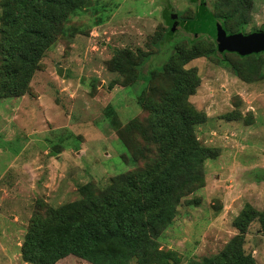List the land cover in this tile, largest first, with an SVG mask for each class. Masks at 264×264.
I'll use <instances>...</instances> for the list:
<instances>
[{"label":"rangeland","instance_id":"obj_1","mask_svg":"<svg viewBox=\"0 0 264 264\" xmlns=\"http://www.w3.org/2000/svg\"><path fill=\"white\" fill-rule=\"evenodd\" d=\"M203 1L216 12V0ZM196 5L195 0H92L67 23L71 35L46 53L31 94L0 98V264H30L21 247L39 208L76 202L81 186L103 188L112 177L142 166L130 161L117 131L146 118L138 96L149 86L142 78L136 87H126L111 63L119 55L131 65L142 53L151 55L143 72L159 68L183 38L170 18L194 16ZM170 29L175 35L158 42ZM262 30L264 0H254L243 33ZM224 60L201 57L186 66L200 77L189 100L208 117L196 135L219 155L204 164V183L181 198L175 220L158 241V250L172 252L179 264L220 253L239 233L233 222L247 205L264 211V78L249 81L234 73L230 63L241 62L236 54ZM243 248L264 264L258 219L249 225ZM56 264L90 263L70 255Z\"/></svg>","mask_w":264,"mask_h":264},{"label":"trees","instance_id":"obj_2","mask_svg":"<svg viewBox=\"0 0 264 264\" xmlns=\"http://www.w3.org/2000/svg\"><path fill=\"white\" fill-rule=\"evenodd\" d=\"M91 2L0 0L1 99L31 94V82L46 53L60 38L71 35L67 23ZM195 2L194 16L178 22L170 18L177 37H188L171 46L159 68L143 72V63L151 55L142 53L131 65L119 55L111 63L112 71L124 75L126 87H136L142 78L149 86L138 96L146 118L130 121L117 131L130 161L142 166L112 177L103 188L81 186L82 198L76 202L39 208L21 247L24 262L56 264L73 255L90 264H179L172 252L158 250V241L175 220L181 198L204 183V164L219 155L196 135V128L208 117L189 100L200 86V77L186 66L213 56L224 63L226 54H235L219 51L207 32L208 19L220 23L228 35L243 33L254 4V0H216L213 13L203 0ZM175 33L170 29L158 42L163 38L167 42ZM236 56L241 62L230 63L234 73L249 81L264 78V53ZM256 219L264 234V211L247 205L233 222L239 233L226 247L189 264H256L243 248L248 227Z\"/></svg>","mask_w":264,"mask_h":264},{"label":"water","instance_id":"obj_3","mask_svg":"<svg viewBox=\"0 0 264 264\" xmlns=\"http://www.w3.org/2000/svg\"><path fill=\"white\" fill-rule=\"evenodd\" d=\"M208 34L216 41L220 52L235 53L240 56H250L264 53V33H236L228 35L222 25L213 18L208 19ZM62 75V69L57 70Z\"/></svg>","mask_w":264,"mask_h":264},{"label":"flooded vegetation","instance_id":"obj_4","mask_svg":"<svg viewBox=\"0 0 264 264\" xmlns=\"http://www.w3.org/2000/svg\"><path fill=\"white\" fill-rule=\"evenodd\" d=\"M244 34V33H243Z\"/></svg>","mask_w":264,"mask_h":264}]
</instances>
